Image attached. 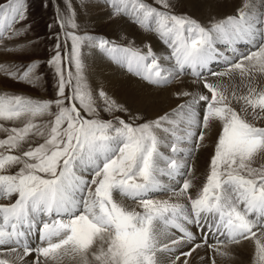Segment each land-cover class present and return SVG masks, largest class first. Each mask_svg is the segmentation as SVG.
<instances>
[{
  "label": "snow or ice",
  "instance_id": "6c2138e0",
  "mask_svg": "<svg viewBox=\"0 0 264 264\" xmlns=\"http://www.w3.org/2000/svg\"><path fill=\"white\" fill-rule=\"evenodd\" d=\"M105 2L113 16L154 33L165 52L81 34L71 0L55 5L60 32L47 60L55 98L0 93V199L11 201L0 203V264H177L203 247L228 256L249 241L252 264H264V87L255 83L264 75V0L206 25L175 14L170 0ZM25 19V0H3L0 41L25 34ZM85 48L151 86L191 75L206 91L176 92L187 99L152 118L131 113L88 86ZM38 67L0 63V72L38 85ZM213 132L208 172L192 195L190 161Z\"/></svg>",
  "mask_w": 264,
  "mask_h": 264
},
{
  "label": "bare ground",
  "instance_id": "6f19581e",
  "mask_svg": "<svg viewBox=\"0 0 264 264\" xmlns=\"http://www.w3.org/2000/svg\"><path fill=\"white\" fill-rule=\"evenodd\" d=\"M189 7V12L198 16L204 21H210L213 19L223 18L228 15H232L237 9L241 8L245 0H185ZM253 4L257 3V0H251ZM90 6L95 7L96 5L91 4ZM91 7V8H92ZM104 12V11H103ZM97 22L99 25L109 24L113 32L119 33L120 30H124L130 35H134L137 44H142L149 42L152 44L153 51L158 54H163L165 52L164 45L158 40L157 36H154L148 32H142L138 27L129 23L123 17H111L108 15H99ZM7 40L0 41V47H2ZM3 43V44H2ZM246 46H244L245 48ZM3 57V56H2ZM1 57L0 63H2L3 58ZM86 74L88 76L89 83L93 87H99L105 90L108 95H111L117 100L127 102L134 109L140 110L144 109V112L149 118L155 117L158 114H162L168 109L175 107L177 104L181 103L184 98L175 97L174 93L180 91L188 92H198L206 91L203 89L202 85L199 87L193 83L194 77L191 75H186L168 86L154 87L143 81L142 79L134 76L128 71H124V68L119 67L111 60H109L103 54L94 51L93 54L86 56ZM220 65V63H214V65ZM221 68L220 71H223ZM213 83L221 84H231L228 78H217L207 76ZM9 80L5 79L0 75V87H4V83ZM235 82L239 84V77L235 78ZM255 83L258 87H264V75H257ZM245 89L240 88L239 92L243 93ZM233 106H239L234 104ZM216 138V132H213L205 141L206 147L202 148L196 152L191 164L193 166V176L191 177L193 181V188L191 189V194L195 195L199 188L204 182L207 172L208 164L210 160V155L214 148V141ZM182 183V181H181ZM170 194L167 193L162 195L158 199H166ZM159 197V196H158ZM125 205H133L132 201L121 199L117 196ZM134 206V205H133ZM195 231V229H193ZM213 241L209 240V244ZM35 247V245H33ZM209 248L203 247L198 249L191 257H181L177 264H183L185 259L189 260V264H212L213 259L215 264H252L253 261V245L249 242H243L238 245H231L228 249V256H221ZM188 247L182 249V251H188ZM211 254V257H210ZM180 252H176L173 256H179ZM33 257H29V260ZM79 259H73L72 257H64L61 264H76ZM48 264H52V261H48ZM80 264V263H79ZM163 264H169L167 258L164 259Z\"/></svg>",
  "mask_w": 264,
  "mask_h": 264
},
{
  "label": "rangeland",
  "instance_id": "374dc122",
  "mask_svg": "<svg viewBox=\"0 0 264 264\" xmlns=\"http://www.w3.org/2000/svg\"><path fill=\"white\" fill-rule=\"evenodd\" d=\"M53 1L55 4H58L61 9L64 8L65 0H25L26 19L22 25L18 26V27H22L25 30V34L13 40H7V43L4 42L5 44L2 47H0V59L3 56L2 63H5V64L14 63V64L19 65V64H27L32 61L39 62V67L37 69V74L40 75L41 77L39 84L30 85L24 82H19V81L6 77L2 72H0V75L2 77L9 80L8 82L4 83V87H0V93L9 92V93L22 94V95L32 97L35 99H54L55 98V77H54L53 71L47 64V60L49 59V57L52 54H54V46L56 43L54 36L60 32L59 27L55 26L54 24L56 8L54 7ZM2 2L3 0H0V3ZM148 2L152 3L153 0H148ZM185 2H186L185 0H170V3L172 4L175 14L187 15L199 21L201 24L206 25L209 23L208 21H204L203 19H200L198 16L191 14L189 12L188 5ZM71 4H72V7L75 9L76 22L79 25V28H78L79 33L81 34L89 33V34L96 35V36H102V37L109 39L110 41H114L122 45H126L129 42H131L132 46L139 48L142 51L147 50L146 45L150 44L152 46V44L149 42L142 43L141 45L137 44L135 36L130 35L127 32H124L123 29L120 30L119 33H115L111 30L109 24L99 25L97 22V19H99L98 16L101 14H103L104 16L108 15L111 17H119V16L112 15V11L106 4L105 0H71ZM91 4H94L96 6L92 7L90 6ZM154 6L160 7V5H154ZM120 17L125 18L129 23L138 27L136 24L131 22L127 17H124V16H120ZM49 25H53V27L50 28ZM140 30L144 32V30L142 29ZM145 32H148V31H145ZM148 33H151L155 38L154 33L152 32H148ZM244 46L245 45H240V48L243 50ZM220 47L223 48L222 45H220ZM84 51L86 53V56H88V55L93 54L94 51L96 50H90V49L85 48ZM212 68L215 71H220L221 68H224V65L215 64L214 66L212 65ZM124 71L126 70L124 69ZM84 75L86 77L88 86L91 89H93L94 92L102 89L99 87H93L89 83L86 72L84 73ZM108 96L113 98L119 104L123 105L125 108H127L129 112L139 113L143 116L148 117L144 113L146 112V110L134 109L127 102L117 100L111 95H108ZM175 97L177 96L175 95ZM234 107L239 108V106H234ZM117 114L123 115L122 113H117ZM100 115H101V118L103 119L111 118V116L108 113L101 112ZM4 123L6 127L13 126L10 122H4ZM3 135L4 134H0V138H2ZM191 162L192 161H190V163ZM165 194L167 193L156 195L154 196V198L158 199L162 195H165ZM9 202L11 201L7 199H0V203H9ZM208 251L209 253H211V249H208ZM210 257H211V254H210ZM79 263L80 261H78V263L76 264H79Z\"/></svg>",
  "mask_w": 264,
  "mask_h": 264
}]
</instances>
